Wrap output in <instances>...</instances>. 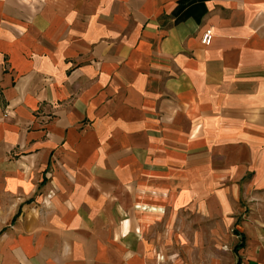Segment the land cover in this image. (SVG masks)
<instances>
[{
	"label": "crops",
	"instance_id": "0c3cea01",
	"mask_svg": "<svg viewBox=\"0 0 264 264\" xmlns=\"http://www.w3.org/2000/svg\"><path fill=\"white\" fill-rule=\"evenodd\" d=\"M170 195L264 264V0H0V264H151Z\"/></svg>",
	"mask_w": 264,
	"mask_h": 264
},
{
	"label": "rangeland",
	"instance_id": "374dc122",
	"mask_svg": "<svg viewBox=\"0 0 264 264\" xmlns=\"http://www.w3.org/2000/svg\"><path fill=\"white\" fill-rule=\"evenodd\" d=\"M145 212L138 219L147 216ZM151 221L140 226L151 264L231 263L232 247L237 240L216 215L203 217L184 206L174 207L170 195Z\"/></svg>",
	"mask_w": 264,
	"mask_h": 264
},
{
	"label": "built area",
	"instance_id": "2783aa9c",
	"mask_svg": "<svg viewBox=\"0 0 264 264\" xmlns=\"http://www.w3.org/2000/svg\"><path fill=\"white\" fill-rule=\"evenodd\" d=\"M211 37H212V34L209 29L203 30V32L200 35V39H199L200 44L204 47L208 46L210 44Z\"/></svg>",
	"mask_w": 264,
	"mask_h": 264
}]
</instances>
